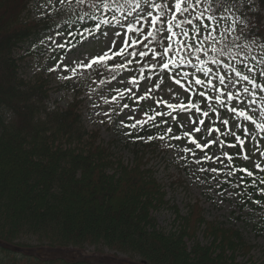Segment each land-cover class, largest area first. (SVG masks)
I'll list each match as a JSON object with an SVG mask.
<instances>
[{
    "label": "trees",
    "instance_id": "1",
    "mask_svg": "<svg viewBox=\"0 0 264 264\" xmlns=\"http://www.w3.org/2000/svg\"><path fill=\"white\" fill-rule=\"evenodd\" d=\"M257 1L260 9L248 15L242 35L264 45V0ZM33 2L0 0V241L25 251L85 255L95 248V255L102 256L108 249L113 256L138 264H240L236 254L248 255L253 247L240 231L207 221L199 204L189 205L186 216L171 206L179 226L161 230L154 213L171 204L144 155L136 154L131 165L114 167L100 146H86L92 137L82 126L79 102L66 110L53 108L44 82L32 85L19 76L15 55L27 42L62 25L74 28L73 37H89L118 11L106 12L100 0H87L33 20L29 17ZM235 3L214 0L212 10L221 9L217 13L221 15ZM112 75L104 69L85 84ZM82 86L67 82L57 90L79 97ZM63 144H85V151L64 149ZM247 183L250 199L261 185L253 187L249 177ZM200 233L205 243L199 240ZM0 264L98 263L41 258L0 247Z\"/></svg>",
    "mask_w": 264,
    "mask_h": 264
},
{
    "label": "rangeland",
    "instance_id": "2",
    "mask_svg": "<svg viewBox=\"0 0 264 264\" xmlns=\"http://www.w3.org/2000/svg\"><path fill=\"white\" fill-rule=\"evenodd\" d=\"M77 3H80V0H34L29 17L33 20H41L54 12L68 9ZM242 8L256 11L258 9L257 2L255 0H240L238 9ZM225 16H228L230 20L234 19L240 27L244 25L241 12L238 10L227 13ZM117 19L123 21L122 17ZM224 27L225 24L222 22L220 30L223 31ZM113 29L119 30L121 33L124 32L122 24H117L113 20L95 36L84 39L75 46L70 47L64 55L61 53L56 54L51 51V48H64L69 44L70 36L67 30L61 28L52 31L48 35L35 38L18 50L15 55V58L19 61V76L27 83L31 82L32 85L44 82L49 93V105L53 108L67 109L75 100V94L73 92H59L56 89L60 84L67 81L82 82L96 70L104 68L97 67V65L89 68L87 65L98 56L106 52L111 54L121 46L120 38H114L115 32L111 31ZM123 38L127 39L128 37L124 36ZM166 43L174 46L175 40L166 41ZM240 43L241 48L234 51L237 60L228 62L241 69L245 74H249L247 68L238 63L239 60L244 59L249 66L254 67V72L249 75L256 76L257 82L264 83V76H259L260 69L264 67V55L261 47L254 43H242V40ZM138 47H141V45H136L135 49ZM162 50L160 48L156 49V51ZM149 55H151V52ZM192 59L195 62L194 57ZM120 60V57H115L113 60L107 61L108 68L112 69V65L120 62ZM139 61L145 65L142 74L139 72L140 65L134 64L127 69L117 71L116 80H106L100 87L97 86L96 81H92L84 88V94L80 97V103L82 104L80 115L82 116L83 128L92 137L91 144L86 146L90 147L96 143L105 152L104 156L114 167L118 163L131 165L135 161L136 154H139V156L144 155L146 164L154 172L155 177L166 192V200L171 204L170 207L154 213L161 230L170 232L179 226L171 206H175L183 216H186L189 205L199 204L207 221L218 222L223 224L225 228L240 231L248 246L253 247L248 255H245L244 251L236 254L235 258L238 259L240 264H264V194L258 189L250 199L246 198L250 192V187L247 183L246 174L243 172L236 171L233 177H227L225 174L227 169L219 162L201 160L200 164H196V159L204 153L214 155L220 150L216 145H210L202 153L200 149H196L189 142V137H184V132L190 131L192 139L204 143L203 131L205 126L211 124L213 127H221L220 119L227 118L226 109L220 108L215 100L209 102L217 107L220 115L218 117L210 113L209 117H202L200 113H196L192 116V119L202 118L205 120V126H200L202 132L196 133L194 131L196 125H192L191 128L187 126L180 127V123H186L183 118L188 117L190 112H194V109L181 113L179 109H168L164 103H155V101L167 100L170 103L189 104L195 101L203 109V102L198 98V92L203 90L212 96L218 93L210 92L207 88L195 85L191 86L190 91L185 92V89L189 88L185 79H181V84L184 85L183 89L181 85L175 83L173 77L177 76V73L182 75L184 72H188L190 74L189 78H194L192 74L202 76V74L195 73L192 65L185 64L178 69L166 70V73H160L158 67L156 69L147 67L148 60L145 57H139ZM73 70H75V74H73ZM140 75L146 76L147 79L141 80ZM65 76L69 78L64 79ZM133 76L137 78L136 84L131 82ZM145 84L148 85L147 93L144 87ZM157 85L159 87H156ZM217 87L222 86L217 82ZM239 87H242V85H238L237 89ZM127 88H132V93H128ZM173 92L177 95H173ZM141 95H146V98L140 100ZM206 99L207 97L204 98V100ZM125 103L129 105L128 108L123 107ZM228 104L231 105L232 102L228 101ZM253 107L255 109L254 119L258 123L264 122V115L259 110V97L258 105ZM169 111H172L171 117L166 115ZM157 112H163L165 115L163 118L156 117V127H150L153 123L150 120L144 125L146 131L137 132L126 127V125L134 123L137 119L148 120L149 116H155ZM161 119L166 120L167 123H162ZM233 119L237 118L233 117ZM168 127L173 129L172 133L166 131ZM230 127H232L231 120L227 127L221 128V131H227V128ZM252 128L254 129V126ZM235 131L239 135L242 129L235 128ZM256 131L258 130L253 131L252 134L255 135ZM129 132L131 135L126 134ZM148 135L156 138L148 140L146 138ZM161 135L165 137L164 140L159 139ZM175 135H179L182 139H173L172 137ZM212 136L226 139L216 132H213ZM208 139H211V137H208ZM258 139H261L260 146L264 148V134H261ZM227 143L237 144L236 149L227 146L223 149L234 156V160L230 162L233 169L248 168L254 171L255 178L264 176V173L254 167L257 162L264 166V158H259V153L252 154L254 141H246L243 148L231 137L226 139ZM63 145H60V147L64 149L71 147L76 152L85 151V144ZM185 147H188L190 152H183ZM245 152L251 156L248 161L242 158ZM192 153H195V155ZM222 159L225 160V163H229L226 158L222 157ZM211 167H216L218 172L199 171L200 168L209 169ZM241 176L245 177L247 187L243 184L240 187H235V184L238 183L237 177ZM261 187H264V185L259 188ZM257 200L260 201L259 204L255 203ZM199 240L206 242L203 233H200ZM86 253L88 256H95V248H89ZM104 253L106 256L113 255V252L108 249H105Z\"/></svg>",
    "mask_w": 264,
    "mask_h": 264
},
{
    "label": "snow or ice",
    "instance_id": "3",
    "mask_svg": "<svg viewBox=\"0 0 264 264\" xmlns=\"http://www.w3.org/2000/svg\"><path fill=\"white\" fill-rule=\"evenodd\" d=\"M80 2H83V0H80ZM213 2L214 0H171V2L170 0H161V2H157V0H124V4H119L117 0H100V6L106 12L113 9L120 12L123 21L117 19L115 14L112 15L111 19L115 20L117 24H122L124 32L121 33V31L115 29L111 30L115 32L114 38H120L121 46L111 54L106 52L93 59L87 67L91 68L93 65H97V67L108 69L107 61L113 60L115 57H120L121 60L112 65L113 72L127 69L130 65L139 64V72L142 74L145 70V65L139 61V57H145L148 60L147 67L152 69L158 67L160 73H166V70L178 69L181 65H192L195 73L202 74V76L192 74L194 78H189L190 74L188 72H184L182 75L177 73V76L173 77L175 83L181 85L183 89L184 85L181 84V79H185L189 86L188 89H185V92L190 91L191 86L195 85L207 88L210 92L218 94L212 96L208 92L200 90L198 98L203 102V109L195 101L189 104L170 103L167 100L155 101V103H164L168 109H179L181 113L194 109V112H190L188 117L183 118L186 123H180V127L187 126L191 128L192 125H196L194 131L201 133L202 128L200 126H205V120L202 118L192 119L191 117L196 113H200L202 117H209L210 113L219 117L220 114L217 107L209 103L215 100L220 108L227 111V118L220 119L221 127H213L211 124L206 125L203 131L204 143L192 139L190 131L184 132V137H189V142L196 149H200L202 153L210 145H216L220 151L214 155L204 153L196 159L195 163L200 164L201 160H214L224 165L225 169H227L225 173L227 177H233L236 171L245 173L246 177H254V171L248 168L233 169L230 162L234 160V156L223 149L225 146L236 149V143L226 144V139L229 137L238 142L241 148L244 147L246 141H254L252 154L259 153V158H264V148L260 146L261 139H258L261 134H264V122L258 123L254 119L255 109L253 107L258 105L259 97V110L264 115V95H262L264 94V83L257 82L256 76L249 75L254 72V67L249 66L244 59L239 60L238 63L247 68L249 74H245L241 69L234 67L232 63L228 62L237 60L234 51L241 48L242 29L234 19L230 20L228 16L223 14L217 15L221 9H216L213 12ZM125 4L128 6L127 10L124 7ZM92 6L96 7L95 4ZM222 22L225 24L223 31L220 30ZM101 23L108 25L110 20L104 19ZM99 28L100 25H97V29ZM238 29L240 30L238 31ZM124 36L128 38L124 39ZM173 39L175 40L174 46L166 43V41ZM136 45H141V50H135ZM130 48L133 50L129 51ZM157 48L163 50L156 51ZM150 52L151 55H149ZM193 57L195 62H193ZM73 74H75V70H73ZM259 76H264V67L260 69ZM63 78L68 79L69 77L65 76ZM139 78L141 80L147 79L144 75H140ZM112 79L116 80V76L112 75ZM131 82L132 84L137 83L136 76L132 77ZM217 82L222 87H217ZM238 85H242V87L237 89ZM144 87L147 93L148 85L145 84ZM156 87H159V85ZM126 90L128 93L133 91L132 88H127ZM173 95H177V93L173 92ZM205 97H207L206 100H204ZM145 98L146 95L139 97L140 100ZM228 101H231L232 104L229 105ZM123 107L128 108L129 105L125 103ZM164 115L165 113L163 112H157L155 116H149L148 120L137 119L134 123L126 125V127L137 132L146 131L144 125L149 120L153 122L150 127H156V117L163 118ZM166 115L171 117L172 111L167 112ZM233 117L237 119H233ZM129 118L131 119L132 117ZM230 120L232 121V127L222 132L221 128L227 127ZM161 122L167 123L163 119H161ZM252 126H254V129ZM235 128L242 129L239 135L236 133ZM255 130L258 131L253 135L252 132ZM166 131L172 133L173 129L168 127ZM213 132L220 133L226 139L212 136ZM126 134L131 135L130 132ZM208 137H211V139H208ZM138 138L143 139L144 137ZM146 138L152 140L156 137L148 135ZM172 138L176 140L182 139L179 135H175ZM159 139L164 140L165 137L161 135ZM183 152H190V149L185 147ZM192 154L195 155V153ZM222 157L226 158L229 163H225ZM242 158L248 161L251 156L245 152ZM254 167L264 173V166L260 162L255 163ZM199 171L217 173L218 169L216 167L209 169L200 168ZM237 181L238 183L235 184V187H240L242 184L245 187L248 186L243 176L237 177ZM257 183L264 185V176L260 177L258 181L256 179L252 180L253 187ZM259 191L264 194V187L259 188ZM255 203L259 204L260 201L257 200Z\"/></svg>",
    "mask_w": 264,
    "mask_h": 264
},
{
    "label": "water",
    "instance_id": "4",
    "mask_svg": "<svg viewBox=\"0 0 264 264\" xmlns=\"http://www.w3.org/2000/svg\"><path fill=\"white\" fill-rule=\"evenodd\" d=\"M0 247L10 250V251L23 252V253L25 252L21 248L8 245L1 241H0ZM26 253L30 255H35L38 257L47 256L49 258H62L66 255L67 252L62 251V250L40 249V250L28 251ZM79 259H80L79 261L86 262V263L135 264V263H130L127 261H123L121 259H116V258L108 257V256L96 257V258H91V257L87 258V257L81 256Z\"/></svg>",
    "mask_w": 264,
    "mask_h": 264
}]
</instances>
